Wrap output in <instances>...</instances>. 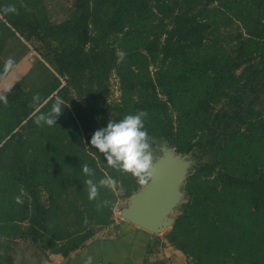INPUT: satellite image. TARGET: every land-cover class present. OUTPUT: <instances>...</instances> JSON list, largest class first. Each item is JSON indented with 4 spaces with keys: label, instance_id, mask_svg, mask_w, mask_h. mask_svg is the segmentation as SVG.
<instances>
[{
    "label": "trees",
    "instance_id": "obj_1",
    "mask_svg": "<svg viewBox=\"0 0 264 264\" xmlns=\"http://www.w3.org/2000/svg\"><path fill=\"white\" fill-rule=\"evenodd\" d=\"M44 8L0 0V79L36 52L0 103V264L16 238L67 258L113 223L140 183L88 140L140 110L153 149L195 161L168 241L190 264H264V0H74L60 22ZM57 104L56 124L35 123ZM83 163L123 190L89 200Z\"/></svg>",
    "mask_w": 264,
    "mask_h": 264
},
{
    "label": "clouds",
    "instance_id": "obj_2",
    "mask_svg": "<svg viewBox=\"0 0 264 264\" xmlns=\"http://www.w3.org/2000/svg\"><path fill=\"white\" fill-rule=\"evenodd\" d=\"M5 13H15L16 8L9 5L3 10ZM15 61L9 57L3 62V73L7 74L13 70ZM10 90V89H9ZM8 90V91H9ZM6 93L0 94V103L7 104ZM34 100L38 97H34ZM62 105H54L50 114H40L36 117L35 123L40 125L42 122L47 125L56 124V117L61 112ZM147 113L143 110L128 113L119 120H108L105 126L96 129L88 145L94 148L99 154H102L107 166L122 174H128L136 178L140 184H146L155 169L152 165L155 162L153 153V137H151L145 128V118ZM82 173L87 177V196L89 200H96L99 196L101 187L110 191H122L120 182L113 176H104L95 180V169L88 163L81 165ZM17 203H22V199L17 196ZM109 201L102 200L98 206L107 205ZM84 264H92V257H88Z\"/></svg>",
    "mask_w": 264,
    "mask_h": 264
},
{
    "label": "rangeland",
    "instance_id": "obj_3",
    "mask_svg": "<svg viewBox=\"0 0 264 264\" xmlns=\"http://www.w3.org/2000/svg\"><path fill=\"white\" fill-rule=\"evenodd\" d=\"M74 0H42V3L44 4V14L49 18L51 22H60L64 20L68 16V8L71 7ZM36 58V52L32 50H29L27 54L22 57L20 60H24L25 63L20 64L15 69L11 70L6 76L7 82L10 84L14 83L19 77L18 74L21 73L26 67H31L35 63ZM22 60V62H23ZM28 68V69H29ZM24 71L21 73V76L24 75ZM20 76V77H21ZM8 87L2 81L0 83V94ZM119 98V89H118V80L114 74H111L109 78V99L110 100H117ZM165 146V145H164ZM165 152H169L170 154H176L173 148L166 149L165 147L160 146L159 149H153V153L155 156V162H161L165 159ZM178 154V153H177ZM177 157H182L180 154L176 155ZM193 164L190 162V164L187 166V172H191L193 170V166L195 161L191 157ZM153 164V165H154ZM144 184H140V186H143ZM118 193V191H115ZM129 200V197H119L116 199L115 204L112 208V217H113V223L106 227L102 228L99 231H97L89 240L86 241L84 246H87L88 244H94L97 243V241H100V239H105L114 233V231H117V229L114 228V226H117L118 224H124L127 226H130L131 223L125 220L122 217V210L127 206V202ZM183 201V198L181 197L178 204ZM176 206L170 210L168 213V217L174 219L175 216L178 213V209ZM134 227V226H131ZM171 228V225L164 226L159 230L158 232L152 233V232H145L147 233L145 236H142L140 238V243L142 242L145 246L141 247L140 252L135 253L140 254V256H137L134 261L136 264H190L189 259L182 254L179 250L174 248V246L168 241V239L165 237L166 232ZM141 229V228H139ZM142 230V229H141ZM122 231V230H121ZM119 238V236H118ZM137 237L133 238L132 244L135 245ZM148 244V246H147ZM83 246V247H84ZM81 247V249L83 248ZM136 248V247H135ZM77 249L76 251H78ZM75 251V252H76ZM8 252L13 257V264H24L25 260H30L31 257H34L37 264H44L45 262H49L50 264H66L67 260L72 258L73 253L72 252L67 258L62 257L60 254H54L50 252H43L40 250L36 244L31 242L30 240L26 238H16L12 242L9 243ZM51 259H50V258Z\"/></svg>",
    "mask_w": 264,
    "mask_h": 264
},
{
    "label": "water",
    "instance_id": "obj_4",
    "mask_svg": "<svg viewBox=\"0 0 264 264\" xmlns=\"http://www.w3.org/2000/svg\"><path fill=\"white\" fill-rule=\"evenodd\" d=\"M170 149L169 146H162ZM176 153V152H175ZM165 152V159L152 165L155 169L150 179L133 192L122 210V217L133 225L148 232H158L162 227L172 225L174 219L168 213L184 198L182 184L190 174L187 166L192 159L188 154L177 157ZM24 264H37L34 257Z\"/></svg>",
    "mask_w": 264,
    "mask_h": 264
},
{
    "label": "crops",
    "instance_id": "obj_5",
    "mask_svg": "<svg viewBox=\"0 0 264 264\" xmlns=\"http://www.w3.org/2000/svg\"><path fill=\"white\" fill-rule=\"evenodd\" d=\"M22 60H20L15 66L17 67L20 62V64L25 63L24 60L23 62ZM15 66L13 69H15ZM28 68L29 67H26V69H24L23 71L26 73ZM21 73L18 74L19 78H21ZM6 75L0 79V83L4 81V83L8 85V87L4 91L11 87L19 79L18 78L14 83L9 84L6 80ZM114 228L117 229V231H114L112 236L105 239H100V241H97V243L88 244L82 249L80 248L78 251L73 253L72 258L69 259V261L67 260L66 264H84V261L89 256L92 257V264H136L134 260L137 259V256H140V254L135 252H140L141 247L145 246L142 242L140 243V238H142V236H145L147 234V231L145 232L143 229H138V227L133 225L132 223L127 227L126 225L121 223L117 226H114ZM135 237H137V239L135 245H133L131 240ZM134 249L136 250L135 252ZM44 264L50 263L45 262Z\"/></svg>",
    "mask_w": 264,
    "mask_h": 264
}]
</instances>
